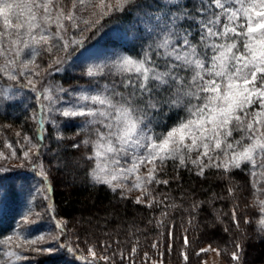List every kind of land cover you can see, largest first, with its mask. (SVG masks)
Masks as SVG:
<instances>
[{"label": "snow or ice", "instance_id": "6c2138e0", "mask_svg": "<svg viewBox=\"0 0 264 264\" xmlns=\"http://www.w3.org/2000/svg\"><path fill=\"white\" fill-rule=\"evenodd\" d=\"M124 12H135V27L147 33L148 43L138 55L119 54L89 65L83 72L89 79L86 87L66 88L47 80L52 71H62L69 49L84 42L85 31L98 32L101 20ZM0 21V108L16 100L21 89H29L39 109L30 118L40 127L53 125L57 141L64 139L61 120H79L76 136L83 138L71 147L87 150L84 158L94 183L122 193L138 190L136 203L162 204L166 209L167 198L158 201L150 186L168 183L157 174L169 160L196 166L199 176L215 168L230 177L233 170L245 167L254 178L258 171L264 176V0H0ZM42 53L51 57L47 69L37 63ZM166 109L182 110L184 116L166 133L157 132ZM24 142L30 145L22 157L28 162L38 156L41 145L32 144L27 135ZM7 147L12 158H20L11 144ZM8 158L0 152V159ZM32 166L48 179L42 164ZM144 167L148 171L141 174ZM252 184L253 206L260 213L257 233L264 235V200L259 199L264 188L255 179ZM235 190L228 188L230 195ZM238 207L232 210V220L240 230ZM199 209L200 203L194 202L190 212ZM31 217L29 212L23 222L33 223ZM193 219L190 216L189 224ZM244 223L252 221L245 218ZM57 227L63 231V225ZM42 241L43 236L29 240L19 233L3 237L0 264L26 261L27 249L56 250L35 247ZM184 244L188 245L186 236ZM233 246L231 259L242 264L243 244L236 240ZM60 247L80 251L78 244ZM206 251L200 249L197 255ZM88 252L91 261L83 255L78 259L96 264L92 246ZM101 259L105 264L110 260Z\"/></svg>", "mask_w": 264, "mask_h": 264}, {"label": "rangeland", "instance_id": "374dc122", "mask_svg": "<svg viewBox=\"0 0 264 264\" xmlns=\"http://www.w3.org/2000/svg\"><path fill=\"white\" fill-rule=\"evenodd\" d=\"M0 27H2V21H0ZM90 32L92 31H85L83 35L86 36ZM74 34L77 38L81 37L79 32H75ZM112 35L113 42L118 44V46H115L116 44L112 47L109 45L104 47L99 46L96 49H90L87 53L81 54V57L79 56L80 58L77 60L76 66L80 70V75L83 76L84 70L91 64L106 62L114 59L119 54H130L125 49V44H123V33L116 31ZM61 53L58 54L61 55ZM50 62L51 57L47 53H42L41 56L37 57V63L40 64L42 69H47ZM50 77L51 75L47 80L53 84H57ZM88 83L89 79L85 77L84 82L63 86L66 88L69 86L75 87L76 85L86 87ZM30 117L20 125H0V152L9 157L8 159H0V170H14L22 167L20 165L27 167L30 162L34 161V155L32 160L28 162L22 158L23 151L28 150L30 147V145L25 144L24 136L27 135L31 138V143L36 144L34 138L35 121ZM71 123L75 124L74 126L79 131V120H61L60 130L63 132L64 138L69 135L78 143L83 138L82 136L77 137L74 134L70 135L64 132L63 127ZM48 125L50 127L48 133L54 134V126ZM9 127L12 130H9ZM17 133H20V135L17 136ZM239 135V133H234V137L237 139H239ZM8 144H11L12 148L16 150L17 157H20L19 159L11 157L12 149L7 147ZM49 146L50 144L47 143L39 165L42 164L46 171H51L54 168L62 171L57 162V149H49ZM192 158H196L195 153L192 155ZM147 171L148 167H144L141 169V174H145ZM184 171L197 175L198 169L191 164L188 167H182L179 166L178 161L169 160L161 166L157 174V179L162 181L167 180L168 183H154L150 186L153 196L158 201L165 197L167 198L164 199V204L170 206L166 209L162 204L148 207L146 202L136 203V198L141 195L138 190H125L122 193L119 189L113 191L105 185L119 199L131 200L135 204L146 207L149 210V216L143 224L134 220L124 230L109 226L107 229L101 231L97 237L84 233L81 229V221H68L69 234L67 235L62 232L61 228L57 227L60 224V220L53 215V208H49V205H51L47 195L49 191H44V189L50 188V184L48 180H44L40 176V180L29 184V190L32 195H30L31 198L26 212L19 219L16 228L5 236L19 233L29 240L43 236L44 241L39 242L35 247H51L56 250L52 253H40L27 249L23 254L28 259L17 262V264H77L76 262H80L78 259L80 255L93 259L88 252L89 246H92L96 252V264H105V261L100 259L105 256L110 258L108 264H236L231 259V253L235 251L233 242L236 240H239L243 244L242 264H264V261H258L259 252L257 248H254L255 244L264 239V235L257 233L256 221L260 213L259 208L253 206V201L256 197L253 194L255 189L252 184L253 179H255L258 181L257 186L264 188V176H261L258 171L257 176L255 178L252 177L248 167L242 170H233L230 177L222 171L209 168L201 177H208L209 175L210 177L216 176L222 179V181H225L224 192L221 196L219 193L213 192L207 197H199L196 194L189 195L188 191L183 189L180 180ZM235 171H238L241 177H236ZM229 186L236 189L233 195H230L228 192ZM222 199H225V201ZM259 199L264 200V194L259 195ZM194 202H199L200 209L203 208L204 211L202 212L199 209L198 212L191 213V205ZM237 205L239 206L237 218L240 221V230H237L232 220V210ZM164 211H167V216H162V212ZM29 212L32 213L31 218L34 221L31 224L24 223L22 219ZM190 216H194L191 224L188 222ZM217 217H219V220ZM245 218L250 219L252 223L245 224ZM160 220H163L164 223H158ZM185 236L188 239L187 246L184 244ZM52 237H58V239L53 240ZM154 243L156 247H153ZM61 244L72 247L78 244L80 251L84 252V254H81L79 251L76 253L69 252L67 248L60 247ZM134 246L136 248L135 253L132 252ZM2 247L0 246V249ZM200 249H207V251L197 255ZM185 255L188 257L187 261L184 259ZM82 264H86V262L83 261Z\"/></svg>", "mask_w": 264, "mask_h": 264}, {"label": "trees", "instance_id": "16d2710c", "mask_svg": "<svg viewBox=\"0 0 264 264\" xmlns=\"http://www.w3.org/2000/svg\"><path fill=\"white\" fill-rule=\"evenodd\" d=\"M136 15L135 12L114 13L101 20L98 32L93 29L86 36L83 35L84 42L80 46H73L69 49L68 63L62 66V71H52L51 80L62 85L84 82L85 77L79 74L80 70L76 66L77 60L82 56L81 54L87 53L90 49L106 45L114 46L116 43L113 42L112 34L116 31L123 33L125 49L131 55H138L142 45L148 43V39L143 27L139 30L135 27ZM63 55L65 54L62 52L61 56ZM38 110L35 94L27 88L21 89L16 100L0 108V125L23 124L33 111ZM165 111L167 113V109ZM182 116H184L182 110L167 113L166 116L159 118L155 130L166 133ZM74 125L71 123L64 126V132L76 135L78 129ZM8 129L12 130L10 127ZM49 129L48 123L40 127L35 121L34 138L36 144L41 145L38 156L34 155V161L30 162L27 167L22 166L7 171L0 170V239L16 228L19 219L27 210L30 195H32L29 184L40 180L39 168H34L32 165L33 163L39 165L47 143L50 144L49 149H57V162L62 169V171H58L54 168L46 172L50 184L47 193L48 200L51 202L53 215L60 220V225H63L62 232L64 234H69L68 221H81L82 231L96 237L109 226L124 230L134 220L141 224L146 221L149 216V210L146 207L135 204L131 200L119 199L105 185H97L91 181L88 175L91 165L84 158L87 151L85 148L73 149L71 145L75 141L69 135L63 140L57 141L55 132L54 134L48 133ZM234 174L238 178L241 177L238 171H235ZM180 181L183 189L187 190L189 195L196 194L199 197H207L213 192L219 193L221 196L225 187V181L216 176L201 177L188 171L182 173ZM222 200L225 201V199ZM200 210L204 211L203 208ZM254 248H257L259 252L258 261H264V239L255 244ZM79 252L84 254L82 251ZM87 259L88 261L92 260ZM83 261L80 260L76 263L82 264Z\"/></svg>", "mask_w": 264, "mask_h": 264}]
</instances>
